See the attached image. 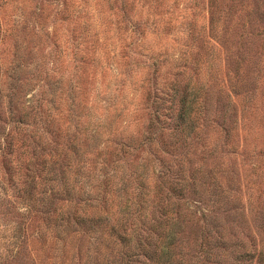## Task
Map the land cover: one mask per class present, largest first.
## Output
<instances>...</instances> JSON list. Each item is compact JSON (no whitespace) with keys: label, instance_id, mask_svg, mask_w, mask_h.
<instances>
[{"label":"trees","instance_id":"trees-1","mask_svg":"<svg viewBox=\"0 0 264 264\" xmlns=\"http://www.w3.org/2000/svg\"><path fill=\"white\" fill-rule=\"evenodd\" d=\"M216 1L211 32L221 14ZM8 4L1 0L0 8ZM255 14L245 15L240 38L257 37L248 29ZM128 27L134 39L122 52L130 56L97 72L93 57L39 56L36 43L18 44L14 29L0 24V214L20 217L0 264H264L263 206L252 213L235 175L206 163L223 153L245 161L235 149L221 151L236 121L226 128L217 99L213 107L201 98L208 61L191 62L190 44L175 60L148 55L139 49L140 25L129 20ZM135 69L137 106L100 91L97 74L106 71L117 87ZM134 123L141 124L136 136L128 129ZM214 134L222 138L211 141ZM260 153L245 154L246 164ZM33 211L45 226L28 235Z\"/></svg>","mask_w":264,"mask_h":264},{"label":"rangeland","instance_id":"rangeland-1","mask_svg":"<svg viewBox=\"0 0 264 264\" xmlns=\"http://www.w3.org/2000/svg\"><path fill=\"white\" fill-rule=\"evenodd\" d=\"M216 2L217 11L221 13L216 32L209 30L210 0H8L7 8H0V24L6 29H14L18 44L30 48L36 43L39 56L50 53L69 62L93 57L99 60L97 72L102 63L114 59L121 62L120 58L130 56L126 51L122 52V47L134 39L128 27L129 20L140 25L143 36L139 49L148 55L158 54L159 58L175 60L173 57L185 49L183 45H193L194 49L187 51L191 62L206 60L210 65L204 76L207 82L205 92L200 93L201 98L205 96L213 107L217 99L219 111L225 115L226 128H229L231 120L236 121L234 131L231 129L232 133L224 140L225 144H220L221 151L226 152L229 147L245 157L242 164L233 156L223 157V153L221 159L206 160L207 166L228 169L229 174L235 175V182L240 181L243 202H250L248 209L253 213L257 206L261 208L262 205L264 212V37L259 35L264 32V0ZM249 12L257 13L253 16L255 23L248 26L250 31L257 33V37L240 38L243 23H246L245 27L248 25L245 15ZM40 29L48 33L47 40L41 35L33 36V32ZM10 50V47L1 46L5 58H9ZM236 52L239 53L238 58H243L238 67L234 62ZM68 72L77 71L69 68ZM121 72L125 73V68ZM101 73L96 78H99L100 91L105 90L108 95L109 90L111 95L115 94V102L122 98L128 108L137 106L141 91L137 87L136 69L122 75L125 84L121 86L119 83L117 87H113L115 82L106 71ZM9 75L12 73L5 74ZM5 76L1 84L6 83ZM66 84H62V91ZM30 94L25 98H30ZM64 95L55 97L56 106L64 103ZM37 99L32 98L30 104L35 106ZM140 125L134 123L128 129L136 136ZM231 125L234 127V122ZM209 137L214 141L222 135ZM214 143L218 146V141ZM251 151H260L262 155L261 160L251 163L252 166L246 164L250 158L245 155ZM256 184L258 188L253 186ZM29 219L32 222L28 235L35 234L37 226L44 228L45 222L35 211ZM13 221H20V217L13 214L4 218L0 214V258L13 249Z\"/></svg>","mask_w":264,"mask_h":264}]
</instances>
